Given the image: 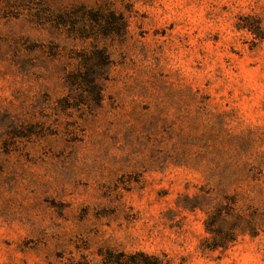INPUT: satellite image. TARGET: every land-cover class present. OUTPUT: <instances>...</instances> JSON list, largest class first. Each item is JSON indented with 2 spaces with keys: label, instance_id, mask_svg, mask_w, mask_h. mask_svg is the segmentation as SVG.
Segmentation results:
<instances>
[{
  "label": "rangeland",
  "instance_id": "1",
  "mask_svg": "<svg viewBox=\"0 0 264 264\" xmlns=\"http://www.w3.org/2000/svg\"><path fill=\"white\" fill-rule=\"evenodd\" d=\"M0 264H264V0H0Z\"/></svg>",
  "mask_w": 264,
  "mask_h": 264
},
{
  "label": "trees",
  "instance_id": "2",
  "mask_svg": "<svg viewBox=\"0 0 264 264\" xmlns=\"http://www.w3.org/2000/svg\"><path fill=\"white\" fill-rule=\"evenodd\" d=\"M240 28L243 29V30H245L246 32L252 34L255 38L259 37L260 28L257 25H253V24H249L248 23V24H245L244 26H241ZM222 197H223L224 200H228L229 199V197L228 196H225V195H222ZM229 200H231V198ZM232 203H233V201H232ZM229 205H230V203H228L227 206H222V204H219V206H218L219 207V210L216 212L215 220H216V222L219 225L221 224V227H219V228H222V225H224L225 220L227 221V219H228V217L222 216V213H221L220 210L221 209L224 210V211L225 210H228V212L226 214L228 216L230 214V211L231 212L233 211L232 207L229 206ZM231 205H234V204H231ZM233 217L240 218L239 216H233ZM250 229H252L250 231H254V228H251L250 227ZM208 231L211 232V233H213V234H215V235H220L221 234V231H216V230H211V229H209ZM229 231H230V233H228V235H231L232 236L233 233H234V230L230 229ZM244 231L245 230H243V232H241V233H245Z\"/></svg>",
  "mask_w": 264,
  "mask_h": 264
}]
</instances>
